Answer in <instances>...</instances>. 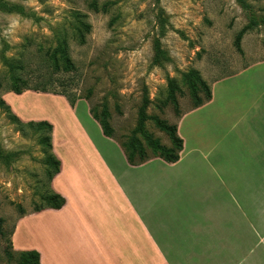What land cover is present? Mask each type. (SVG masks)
Wrapping results in <instances>:
<instances>
[{"label": "rangeland", "instance_id": "1", "mask_svg": "<svg viewBox=\"0 0 264 264\" xmlns=\"http://www.w3.org/2000/svg\"><path fill=\"white\" fill-rule=\"evenodd\" d=\"M245 1L264 17V0ZM80 16L90 26L88 33L81 30L84 43L76 38ZM246 24L234 0H0V264L22 260L13 242L19 221L57 202L51 196L58 143L47 127L36 125L51 122L35 112L41 108L64 123L58 106L47 105L48 97L60 96L52 91L64 93L60 97L67 103L84 101L98 119L104 118L112 129L110 139L122 151H129L146 96L147 119L134 139L148 160L156 158L151 145L173 147L157 123L177 126L196 98L204 100L199 81L210 91V82L264 57L263 27L242 35L237 51L235 37ZM58 48L74 70L55 71L50 55ZM9 66L15 76H39L50 93L27 91L23 98L10 93ZM29 99L38 103L25 110ZM258 210V226L251 229L257 241L241 245L248 261L227 264H249L250 258L252 264H264V195L258 196ZM226 248L233 253V245Z\"/></svg>", "mask_w": 264, "mask_h": 264}, {"label": "crops", "instance_id": "2", "mask_svg": "<svg viewBox=\"0 0 264 264\" xmlns=\"http://www.w3.org/2000/svg\"><path fill=\"white\" fill-rule=\"evenodd\" d=\"M209 87L211 99L177 122L178 161L153 158L138 166L102 134L84 101L71 107L60 96L48 97L64 123L41 108L35 112L53 125L60 165L52 190L64 205L21 219L15 248L37 251L40 264L246 259L241 245L257 241L251 229L264 195V57ZM37 103L29 99L23 109Z\"/></svg>", "mask_w": 264, "mask_h": 264}, {"label": "trees", "instance_id": "3", "mask_svg": "<svg viewBox=\"0 0 264 264\" xmlns=\"http://www.w3.org/2000/svg\"><path fill=\"white\" fill-rule=\"evenodd\" d=\"M234 1L242 9V11L245 13L247 17V24L243 26L242 29L237 33L235 37V41H234V45L237 51L241 53L240 40H241L242 35H244L246 32L254 28H257V27L264 28V17H258L245 0H234ZM81 18H84V16L75 18L76 29L78 32L76 38H78L80 43H84L85 34H83L81 30L83 29L85 33H88L90 30V26L85 21L81 20ZM50 59L53 62L55 71H61V72L66 73V72H70L75 69L74 65L69 60L65 50H63L62 48L61 49L58 48L57 50H54L53 53L50 55ZM20 68L21 70H24L26 67L22 65ZM9 69L11 70V73L9 76V85H8V91L10 93L17 95V96L23 94L26 91H32L36 93H45V94L50 93V91L45 88L46 82L41 81L39 76H36L31 79L29 77L28 78L19 77V76H15L14 72H12V66H9ZM24 75L26 74H23V76ZM199 84H200L199 86L205 90L206 97L204 100H200L199 98H196V103L193 108L201 106L203 103L211 99V93L210 91H207V87L204 84V82L199 81ZM0 86H1V83H0ZM51 93L53 95L64 96V93L62 94V92L57 93L55 91H52ZM67 101H69L68 104L71 107L74 106L75 102L73 100L70 101L67 99ZM147 106H148V99L146 98V96H143L142 103H141V106L137 114L138 115L137 122L132 132V137L127 145V148L129 151H127V149L123 150L125 158L131 166H138L148 160L141 145L136 141V139H134L135 135L142 133L144 123L147 119V116L145 113ZM89 114L91 115L93 120H95L100 126L102 134L107 138H112V129L109 127L106 120L104 118L98 119V117L91 110H89ZM36 125L38 127H47L50 133H52L53 131V125L51 123H48L47 121H41L40 123ZM157 125L160 129L166 131L169 134L173 147L170 149H167L155 143L151 145L153 152L155 153L154 156L156 158L163 160L166 163L177 162L179 159V152L181 151L182 144H183L182 140L177 135V126L176 125L168 126L164 122H158ZM46 139L49 140V137H46ZM48 146L51 147L50 144ZM122 146L124 148L125 145H122ZM136 155L138 156V161H135ZM55 164L57 165L58 168L55 170L54 175L58 173L59 165H60L59 160L55 161ZM51 199H55L57 200V202L54 203V205H51L47 209L58 210L64 205V199L55 192L51 196ZM35 211L39 212V210L37 209H35ZM2 223H3V220L0 219V227ZM20 256L22 257V260L19 264H40L39 253L35 250L21 251Z\"/></svg>", "mask_w": 264, "mask_h": 264}]
</instances>
